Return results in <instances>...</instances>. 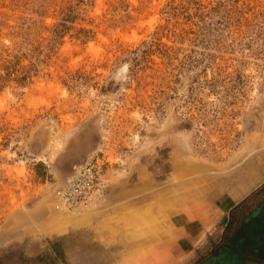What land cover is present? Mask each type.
Segmentation results:
<instances>
[{
	"label": "rangeland",
	"instance_id": "374dc122",
	"mask_svg": "<svg viewBox=\"0 0 264 264\" xmlns=\"http://www.w3.org/2000/svg\"><path fill=\"white\" fill-rule=\"evenodd\" d=\"M263 10L0 0V264H264ZM93 155L107 201L67 212Z\"/></svg>",
	"mask_w": 264,
	"mask_h": 264
},
{
	"label": "built area",
	"instance_id": "2783aa9c",
	"mask_svg": "<svg viewBox=\"0 0 264 264\" xmlns=\"http://www.w3.org/2000/svg\"><path fill=\"white\" fill-rule=\"evenodd\" d=\"M109 168L108 161L99 155L75 167L60 187V206L67 212L77 213L103 205L112 184Z\"/></svg>",
	"mask_w": 264,
	"mask_h": 264
},
{
	"label": "trees",
	"instance_id": "16d2710c",
	"mask_svg": "<svg viewBox=\"0 0 264 264\" xmlns=\"http://www.w3.org/2000/svg\"><path fill=\"white\" fill-rule=\"evenodd\" d=\"M228 18L229 21H225L226 24L232 26V25H242L244 22H248L247 18L244 17L245 12L243 11H233L232 14L231 12H228ZM231 14V15H230ZM256 16V15H255ZM257 17H264V10L260 13L257 14Z\"/></svg>",
	"mask_w": 264,
	"mask_h": 264
},
{
	"label": "bare ground",
	"instance_id": "6f19581e",
	"mask_svg": "<svg viewBox=\"0 0 264 264\" xmlns=\"http://www.w3.org/2000/svg\"><path fill=\"white\" fill-rule=\"evenodd\" d=\"M244 183H247V182H244ZM244 189V188H243ZM198 214V213H197ZM196 214V215H197ZM188 215V214H187ZM199 216V215H198ZM192 217H193V215H192ZM189 218V217H188ZM54 231H56V232H59V229H55ZM160 243V242H159Z\"/></svg>",
	"mask_w": 264,
	"mask_h": 264
}]
</instances>
